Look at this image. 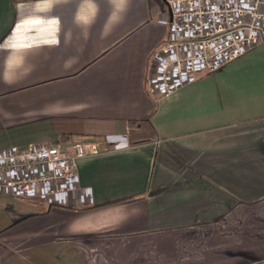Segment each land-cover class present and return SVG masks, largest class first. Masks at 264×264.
Masks as SVG:
<instances>
[{"label":"crops","instance_id":"1","mask_svg":"<svg viewBox=\"0 0 264 264\" xmlns=\"http://www.w3.org/2000/svg\"><path fill=\"white\" fill-rule=\"evenodd\" d=\"M156 0H0V150L91 142L87 207L0 195V264H264V44L165 96Z\"/></svg>","mask_w":264,"mask_h":264},{"label":"built area","instance_id":"2","mask_svg":"<svg viewBox=\"0 0 264 264\" xmlns=\"http://www.w3.org/2000/svg\"><path fill=\"white\" fill-rule=\"evenodd\" d=\"M167 40L150 56L147 87L165 96L264 44V0H167ZM98 153L91 142L28 144L0 150V195L47 206L87 207L76 160Z\"/></svg>","mask_w":264,"mask_h":264},{"label":"rangeland","instance_id":"3","mask_svg":"<svg viewBox=\"0 0 264 264\" xmlns=\"http://www.w3.org/2000/svg\"><path fill=\"white\" fill-rule=\"evenodd\" d=\"M159 3V6L161 7L162 10L166 11L165 4L162 3V0H156Z\"/></svg>","mask_w":264,"mask_h":264},{"label":"trees","instance_id":"4","mask_svg":"<svg viewBox=\"0 0 264 264\" xmlns=\"http://www.w3.org/2000/svg\"><path fill=\"white\" fill-rule=\"evenodd\" d=\"M167 0H162V3L165 4Z\"/></svg>","mask_w":264,"mask_h":264}]
</instances>
